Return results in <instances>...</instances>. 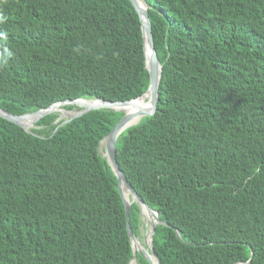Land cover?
<instances>
[{
  "label": "trees",
  "instance_id": "obj_1",
  "mask_svg": "<svg viewBox=\"0 0 264 264\" xmlns=\"http://www.w3.org/2000/svg\"><path fill=\"white\" fill-rule=\"evenodd\" d=\"M146 3L161 66L156 111L118 136L115 158L168 224L152 236L159 264H264V0ZM148 83L129 0H0L8 114L124 102ZM57 117L30 133L0 118V264H129L117 179L98 153L122 113L62 126ZM141 220L132 203L138 239Z\"/></svg>",
  "mask_w": 264,
  "mask_h": 264
},
{
  "label": "water",
  "instance_id": "obj_2",
  "mask_svg": "<svg viewBox=\"0 0 264 264\" xmlns=\"http://www.w3.org/2000/svg\"><path fill=\"white\" fill-rule=\"evenodd\" d=\"M132 7L134 8L136 14L138 15V19L140 21V26H141V32H142V37H143V50H144V56H145V69L147 70L148 73V77H149V83H148V87L146 89L145 92H143L139 97L135 98V99H131L128 101H124V102H111V101H102V100H98V99H92V100H85V99H76V100H65V101H59L56 102L52 105H50L49 107L45 108V109H40L38 111L32 112V113H28V114H24V115H19V116H15V115H11L8 114L7 112L3 111L0 109V118L6 120L7 122H10L14 125H17L19 127H21L25 132L30 133V129L34 128V124L40 120L41 118H43L46 115L49 114H56L54 112L55 108L58 106H62L63 110L65 111H70V110H66L64 107L65 106H74V109L72 110L74 113L71 116H67L66 119L62 120L61 123L59 124V126H62L66 123H68L69 121H71L72 119L78 118L80 116H82L83 114H86L90 111H94V110H101V109H107V110H112L115 112H119L122 113V117L120 118V120L115 124V126L111 129V131L104 136V138L99 142L98 145V153L99 155L104 158L110 169L112 170L113 174L115 175L116 179H117V190H118V194L120 196V199L122 201L123 207H124V211H125V221H126V231L129 237V241H130V245H131V249H132V257L129 261V264H131V261H134L135 264H137L136 261V255L137 254H141V256L148 262V264H152V257L155 259L156 264H159V259L156 256L154 249H153V245H152V236L154 234V228L156 225H165L168 226V224L162 222L159 218L156 212H154L153 210H151L146 204H144L142 202V200L140 199V197L136 194V192L133 190V188L130 186V184L128 183V181L126 180L125 175L123 174V172L119 169L118 164L116 162V140L118 138V136L127 128H130L132 126L137 125L133 124V125H128L127 126V121L128 118L127 116L123 113L120 112L116 109H114V106L116 105H129V106H136V101L144 94H149L150 95V102H151V106L149 109H138V113L142 116V118L144 117H150L152 116L155 111H156V104H157V100H158V86H159V80H160V71H161V66L156 54V50L154 47V42H153V37H152V30H151V24L147 15V9L149 8V5L146 3V0H140V2H136V0H129ZM143 4L144 9H141L140 5ZM146 49H148V57L146 56ZM78 101H85V102H89V104L87 105H78ZM25 117L31 118L34 122L33 126L28 130L26 129L22 124H21V120ZM141 118V119H142ZM61 120V117L58 116L57 119L55 120L54 123H57ZM127 126V127H126ZM103 144L102 150H101V145ZM121 185H124L125 188L128 190L129 194H131V198L132 200L127 203L122 194H121ZM132 203H135L141 213L146 212L148 214H151L154 217V220H152L150 222V235H149V245H146V242L144 240V245H142L140 247L139 250H133L132 247V242L135 241L136 239L138 240V238H136L133 233L131 232L130 229V225H129V209H130V205ZM143 218V216H142ZM175 234L178 238L179 234L176 230ZM253 254L251 253L250 258L248 260V262L252 259Z\"/></svg>",
  "mask_w": 264,
  "mask_h": 264
},
{
  "label": "bare ground",
  "instance_id": "obj_3",
  "mask_svg": "<svg viewBox=\"0 0 264 264\" xmlns=\"http://www.w3.org/2000/svg\"><path fill=\"white\" fill-rule=\"evenodd\" d=\"M136 2H140V0H136ZM141 9H144V6L143 4L140 5ZM146 56L148 57V49H146ZM89 104V102H85V101H78V105H87ZM136 106H129V105H116L114 106V109L120 111V112H123L127 118H128V121H127V126L129 125H133V124H136L138 123L142 116L138 113V109H149L150 106H151V102H150V95L147 93V94H144L142 95L137 101H136ZM55 113H59L60 114V117L61 118H65L67 116H71L74 112L73 111H65L63 110L62 106H58L55 108L54 110ZM21 124L26 128V129H30L34 122L31 118H28V117H25L21 120ZM126 126V127H127ZM102 147H103V144L101 145V150H102ZM121 194L124 198V200L129 203L132 198H131V194H129L128 190L125 188L124 185H121ZM142 216L143 218L145 219V221H152L154 220V217L151 215V214H148L146 212H143L142 213ZM149 235H150V228L147 229V235H146V245H149ZM136 245H138V242H137V239L135 241L132 242V247L133 249H136ZM140 245H138V248L140 249ZM152 264H156V261L155 259L152 257ZM133 264L134 261H132Z\"/></svg>",
  "mask_w": 264,
  "mask_h": 264
},
{
  "label": "rangeland",
  "instance_id": "obj_4",
  "mask_svg": "<svg viewBox=\"0 0 264 264\" xmlns=\"http://www.w3.org/2000/svg\"><path fill=\"white\" fill-rule=\"evenodd\" d=\"M72 111V110H71ZM58 116H60V114L59 113H56ZM64 119H66V117L65 118H61V120L60 121H62V120H64ZM142 225H141V229H140V239H138L137 240V242H138V245H140V246H142V245H144L143 243H144V240H145V242H146V235H147V229L148 228H150V221H145V219L144 218H142ZM138 245H136V249H133V250H139V248H138Z\"/></svg>",
  "mask_w": 264,
  "mask_h": 264
}]
</instances>
